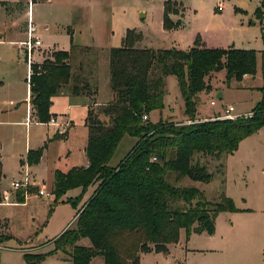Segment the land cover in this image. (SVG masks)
Masks as SVG:
<instances>
[{"label": "trees", "instance_id": "trees-1", "mask_svg": "<svg viewBox=\"0 0 264 264\" xmlns=\"http://www.w3.org/2000/svg\"><path fill=\"white\" fill-rule=\"evenodd\" d=\"M261 2L254 12L259 21L264 0ZM172 4L171 0L163 4V27L168 30L179 23L169 17V13H177ZM262 39L264 42V32ZM142 40L141 32L128 29L122 44L110 49L112 97L98 105V84L91 78L97 54L92 47L72 44L68 50L46 52L41 63L30 65L29 100L38 122L51 119L52 97L65 91L85 97L88 104L84 149L88 163L67 171L56 169L51 190L59 198L70 189L81 188L78 196L67 198L79 210L74 224L53 241L55 249L74 264H88L96 255L103 257L104 264H140V252H167L168 244L178 241L181 229L186 236L204 231L212 234L217 214L235 209L232 200L223 192L218 201L208 200L198 187L179 182L184 177L204 183L213 179L214 173L199 156L218 160L223 176L222 156L233 153L241 140L264 127V49L258 66L252 49L206 47L199 37L186 50L136 46ZM258 68L262 98L250 115L197 118L196 96L212 89L214 73L224 70L230 83L244 75L255 76ZM170 75L177 80L183 113L190 123L150 120L151 111L163 108L164 85ZM126 134L137 140L112 167L109 161ZM42 149L29 150L27 163L38 162ZM96 182L97 188L82 202L84 192ZM82 238L88 239V245L78 244ZM10 239L11 235L0 236V244ZM43 258V254L24 255L26 264H39Z\"/></svg>", "mask_w": 264, "mask_h": 264}, {"label": "rangeland", "instance_id": "rangeland-1", "mask_svg": "<svg viewBox=\"0 0 264 264\" xmlns=\"http://www.w3.org/2000/svg\"><path fill=\"white\" fill-rule=\"evenodd\" d=\"M164 1L91 0L90 4H95V8L88 5L84 12L90 15L95 13L106 18L112 17L113 29L116 32L109 40L113 46L120 44L117 27L119 23H123L130 29L145 31L144 33L149 34L147 37L151 39L147 38L148 41L147 39L144 41L148 44L147 46L167 48L170 46L169 42L173 41L172 46L187 49L190 44L188 28L184 32H169L162 37L158 36L159 29H162L161 16ZM261 1L263 0H181L192 28L200 30L204 36L213 40L233 43L234 47L256 51L258 66L260 51L264 49L262 39L264 7L262 21L255 18L254 12L261 5ZM218 5H222L220 11L216 10ZM235 6L242 12H236ZM17 23L18 17L16 19L7 17L5 11L0 9V36L3 34V37H0V110L7 109L5 113L14 114L13 111L18 109L16 112L18 120H22L25 115V101H27L29 67L25 47L22 46L19 50L13 49V44L21 37L12 34L8 29L14 28ZM53 28L54 26L51 27ZM57 41L60 42V36ZM140 44L137 43L136 46H141ZM44 45L32 50L31 63H41L39 51H45L40 50L46 46ZM97 50L96 105L105 103L111 96L109 52L102 47H98ZM51 51L47 50V53ZM95 53L97 54V51ZM225 76L224 70L214 73L210 79L212 89L202 91L196 96L197 118L212 119L228 106L233 107V113L242 116L250 115L261 100L262 80L259 68L254 78L231 80L228 83ZM164 86H166V93L163 108L151 111L150 120L152 122L159 119L176 122L190 121L183 113V101L176 78L172 75L168 76ZM217 90L223 92L221 98L216 97ZM212 100L215 101L214 104H211ZM83 102V99L75 102L64 96L54 98L49 112L51 118L56 116L57 124L52 123L51 120L48 121V126L35 124L28 133H25L22 126L18 127V132L8 133L3 126V121L12 117L8 114L3 116L4 113L0 112V162L4 172L1 181L3 201L2 205L0 204V223H6L7 231L18 239V241L10 239L0 247L2 264H26L25 253L43 254L44 258L39 264H74L65 253L56 250L54 244L50 242L74 224L73 217L77 209L67 201L73 192L70 191L57 198L51 191V183L56 168L67 171L71 167L85 164L83 147L87 135L85 123L87 107ZM66 119L72 121L73 126L65 137L57 134V127L60 124L65 125ZM68 127L69 124H66L64 133ZM42 137L46 141L50 138V141H47L46 145L42 143L43 141L38 142ZM136 140V137L124 135L109 165L113 167L118 165L134 146ZM28 142L32 150L42 147V154L38 162L30 165L21 158V166V159L19 160L14 152L18 150L24 154ZM198 158L208 166L210 172L214 173L213 179L204 183L184 177L179 185L196 186L203 190L206 198L211 201H218L220 192H223L232 200L235 209L219 212L214 220L212 234L205 231L201 234H189L186 236L188 237L186 244L183 242V245H176L173 248V254L176 258H181L183 264H264V127L241 140L233 153L222 156L223 176L220 174L222 167L218 168V160L211 156ZM25 178L28 179L26 187H24ZM14 180L21 181L23 186L13 187L11 183ZM98 185L99 182L92 185L94 190ZM40 189L51 193L48 197L40 196L38 195ZM17 190L18 192L31 190L32 193L28 197L26 194V201L23 204L13 205L11 202L16 200ZM34 192L36 195L33 194ZM181 230L185 232L184 229ZM30 237L36 238V247L30 244L28 239ZM27 243L29 245H26ZM78 244L88 245V239L82 238ZM139 258L140 264H175L174 259L169 257L154 259L152 255L141 254ZM88 264H104V259L96 255Z\"/></svg>", "mask_w": 264, "mask_h": 264}, {"label": "crops", "instance_id": "crops-1", "mask_svg": "<svg viewBox=\"0 0 264 264\" xmlns=\"http://www.w3.org/2000/svg\"><path fill=\"white\" fill-rule=\"evenodd\" d=\"M0 2L4 3V4H0V9H3L5 11L7 17H11V18H15V19H16V17H18V23L16 25H14L15 27L14 28L10 27L8 29L12 34H15V35H18L21 37V39L17 40V42L13 44L14 50H19L20 47H22L20 42L26 40L27 21H28V19H30L32 21V23L36 26V35L39 37V39L41 41V45H44V44L46 45V46L44 45L45 47L43 49H40L42 51L45 50L44 52L39 51L41 53L40 54L41 55V62L43 60V55L47 52V50L48 51L49 50H68L72 44L92 47L94 51H97V60H96L95 64H93L94 68L92 70L93 71L92 76L90 74H87V75L89 78L91 76V78L93 80H95L98 84V50H97V48L102 47V48L108 50V52H109L111 48L118 47V46H113L109 40L112 37V35H115V32H116V30L113 29L114 23L112 21V17L106 18V17H102L101 15H98L95 13H93L92 15L85 13L84 9H86L88 5H91L90 4L91 0H0ZM164 2H163V4H164ZM172 2H173L172 7L177 10V13H169V17L173 22H179V23L176 27L169 29V30L165 29L163 27V21H162L163 20L162 19L163 5H162V16H161V28L162 29H159V32H158L159 37H162V36L168 34L169 32H184V30L187 31L186 28H188L189 32H190V44H189V47L187 49H189L191 46L194 45V41H195L196 37H199L201 40V43L206 47H212V48L213 47L214 48L215 47H222V48L234 47L233 43H228V42L222 43V42L217 41L216 39L213 40L210 37L204 36L200 32V30L192 28L190 26L189 20L187 19V16L185 15V7L183 6L181 0H176V1H172ZM221 6L222 5H218V9H216V10L220 11ZM90 7L95 8V4L91 5ZM234 8H235L236 12L237 11L242 12V10L239 9L237 6H235ZM251 19H253V17ZM52 26H54L53 29H51ZM128 29H130V28L126 24H123V23L118 24L117 33H118V38H119L118 41L120 43L119 46L122 44L123 38H124L125 33ZM135 31L141 32L143 35V40L139 42V43H141L140 47H151V46H147L148 44H146V42H144L145 39L148 38L147 35H149V34L144 33L145 31L144 32L138 31V30H135ZM16 32H18V33H16ZM44 34H45V36H44ZM59 36H60V42L57 41V38ZM0 37H3V34ZM148 39H151V38H148ZM148 39H147V41H148ZM149 43H150V45H153L151 42H149ZM64 45H67V46L65 47ZM169 45L170 46H168L167 48L173 47L172 46L173 41L169 42ZM174 47L179 48L178 46H174ZM235 48H237V47H235ZM179 49H183V48H179ZM184 50H186V49H184ZM108 67H109V65H108ZM254 77L255 76L252 77L251 75H244L243 79L245 80L246 78H254ZM217 92H218V90H217ZM220 92H221V96H220V98H221L223 95V92L222 91H220ZM110 93H111V91H110ZM29 95H30L29 86L27 84V101H25V104H26L25 115L23 116L22 120H18V115L16 113V112H18V109L13 111V112H15L14 114L5 113L8 111L7 109L0 110V112H2V114L4 113L3 116H7V114H8L9 116L12 117L11 119H13V120L5 119L3 121V126L8 133H15V131L18 132L19 126H22L25 133H28L30 131L31 127L35 124H43V125H47V126L49 125L48 122L42 123V122H38L35 119V115H34L32 106L30 104ZM60 96L69 97L70 100H73L75 102L77 100L83 99L84 100L83 103L87 107V110H88V104L86 103L85 97L71 96L67 91H65L61 94L53 96L52 102H53L54 98L60 97ZM111 97H112V94H111L110 98ZM108 100H106V101H108ZM96 104H97V102H95V105ZM69 105H72V104H69ZM224 108L221 110V112H218L217 114L223 113ZM235 114H238V113H235ZM238 115H240V114H238ZM243 115H245V114H243ZM240 116H242V115H240ZM54 118H56V116H54ZM66 124H69V127L66 128L67 129V131L65 132L66 134L64 133L65 134L64 135L63 133H59V129L66 127ZM71 126H73V122L70 121L69 119H66L65 125L60 124L58 127L56 126L57 127V133H59V135H63L66 137L68 135V132L71 130L70 129ZM40 139L41 140H39L38 142L43 141L42 143H45V145H46L47 141H50V138H47V141L44 140V137H42ZM86 143H87V135H86ZM86 143L83 147L84 155H85L84 149H85ZM29 150H32V148L28 142V143H26V146L24 149V154H23V152L21 153L20 151L17 150L14 152V155L17 158H19V160L21 158H24V160H26V156H27V153ZM11 154H13V151H11ZM87 163H88V161H87V158L85 155V164H81V166H77V167H85L87 165ZM0 165H1V170H2V176L0 178V195H1L0 204L2 205L3 194L1 192V181H2V177L4 176V172H3V166H2L1 162H0ZM20 165L22 166V159H21ZM28 165H30V164H28ZM63 171H66V170H63ZM53 179H54V176H53ZM51 184L53 186V180H52ZM11 185H12V183H11ZM92 185H90L87 188V190L84 192V195L82 197V202L86 201L92 195L93 190H94ZM70 191L73 192L71 194L72 196L70 198H74L81 193V188L80 187L73 188V189L68 190L66 193H68ZM31 193L32 192H29L28 190L19 191V192L17 190L16 200L12 201L11 204H13V205L23 204L26 201V194L28 197V196H30L29 194H31ZM33 194L36 195L35 192ZM76 209H77V212H76L75 216L73 217V219H75L77 213L79 212L78 208H76ZM6 228H7L6 223H0V236L11 235L12 239H16L18 241V239L14 235H12L10 232H8ZM192 234H201V233H192ZM55 238H53V239H55ZM28 239H30L29 242H30V244H32V246H34V247L37 246V243H36L37 241H36L35 237H30ZM28 239L26 241H28ZM53 239L50 240V242L52 244H53V242H52ZM187 239H188V237H186L185 232L183 230H181L178 242L174 243V244L171 243L168 245V252H154V251L140 252L139 255L149 254V255H152V257L154 259H156L157 257H169L171 259H174L175 264H183L182 259L176 258L175 254H173V248L179 244L183 245V242H185L184 244H186ZM4 243H6V242H4ZM46 243H49V242H46ZM26 245H29V243H27ZM1 246H3V243L0 244V247ZM184 247H185V245H184Z\"/></svg>", "mask_w": 264, "mask_h": 264}, {"label": "built area", "instance_id": "built-area-1", "mask_svg": "<svg viewBox=\"0 0 264 264\" xmlns=\"http://www.w3.org/2000/svg\"><path fill=\"white\" fill-rule=\"evenodd\" d=\"M20 44L22 46L25 47L26 49V53H27V64H28V67H29V71H28V76L30 75L31 73V62H30V55H31V52L32 50L35 48V47H39L41 45V41L39 39V37L36 35V26L32 23V21L30 19H28L27 21V36H26V40L24 41H21ZM215 101L212 100L211 101V104H214ZM240 115L238 114H235L233 113V107L232 106H228V107H225L224 110H223V113H221L219 116H217L216 118L218 119H234V118H237L239 117ZM146 115H143V119H146ZM52 123L54 124H57L55 118H51L50 119ZM191 121H186V123H190ZM64 128L62 129H59V133H64ZM152 159H155L154 157ZM22 182L21 181H18V180H15L12 182V185L13 187H21L23 185H21ZM26 185H28V179L25 178V182H24V187H26ZM38 195L40 196H46L48 197L50 195V192L44 190V189H40L38 191Z\"/></svg>", "mask_w": 264, "mask_h": 264}, {"label": "water", "instance_id": "water-1", "mask_svg": "<svg viewBox=\"0 0 264 264\" xmlns=\"http://www.w3.org/2000/svg\"><path fill=\"white\" fill-rule=\"evenodd\" d=\"M220 96H221V92L218 91L217 94H216V97H217V98H220Z\"/></svg>", "mask_w": 264, "mask_h": 264}]
</instances>
